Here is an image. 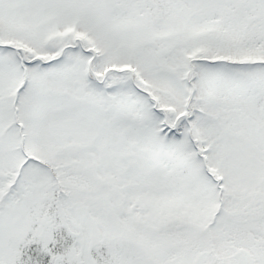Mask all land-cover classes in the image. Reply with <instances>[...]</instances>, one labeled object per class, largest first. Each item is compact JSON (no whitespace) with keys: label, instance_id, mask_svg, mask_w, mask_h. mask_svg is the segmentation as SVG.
<instances>
[{"label":"snow or ice","instance_id":"1","mask_svg":"<svg viewBox=\"0 0 264 264\" xmlns=\"http://www.w3.org/2000/svg\"><path fill=\"white\" fill-rule=\"evenodd\" d=\"M0 264H264V0H0Z\"/></svg>","mask_w":264,"mask_h":264}]
</instances>
